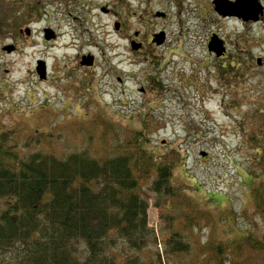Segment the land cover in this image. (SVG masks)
<instances>
[{
	"label": "rangeland",
	"instance_id": "obj_1",
	"mask_svg": "<svg viewBox=\"0 0 264 264\" xmlns=\"http://www.w3.org/2000/svg\"><path fill=\"white\" fill-rule=\"evenodd\" d=\"M113 1L37 0L40 13L28 25L29 35L17 34L10 24L0 31V129L14 126L25 137L28 132L82 123L91 115L131 129L140 128L142 118L146 119L156 128L151 136L160 151L176 148L184 156L173 170L172 182L187 185L192 200L210 217L195 239H239L246 232L243 211L252 208L256 191H264V174L248 173L249 151L238 127L239 118L259 107L264 98V18L247 25L222 18L211 0H124L125 11L129 5L142 9L152 5L167 13L163 22L167 43L135 55L126 37L141 26L133 22L118 34L111 17L98 11L97 2ZM20 5L0 0V17L8 13L16 22ZM44 27L65 32L45 40ZM210 33L227 40L226 58L216 60L207 52ZM6 44L18 47L7 53L1 49ZM235 48L241 62L248 59L250 64L242 83L224 87L216 66ZM87 53L95 58L88 69L79 65ZM256 58L261 62L256 63ZM37 59L46 63V79L35 73ZM152 81L161 86V93L151 90ZM236 87L238 93L232 92ZM230 99L236 103L229 106ZM82 102H88L87 108ZM147 215L159 229L152 207ZM239 264H264V257Z\"/></svg>",
	"mask_w": 264,
	"mask_h": 264
},
{
	"label": "trees",
	"instance_id": "obj_2",
	"mask_svg": "<svg viewBox=\"0 0 264 264\" xmlns=\"http://www.w3.org/2000/svg\"><path fill=\"white\" fill-rule=\"evenodd\" d=\"M238 52L216 66L224 87L242 83L247 72L250 61L242 63ZM259 104L238 121L252 176L264 174V98ZM88 117L25 137L14 126L0 129V264H239L264 257V191L242 213L243 236L199 242L210 217L187 185L172 182L184 160L179 150L160 151L146 119L131 129ZM150 207L159 229L149 223Z\"/></svg>",
	"mask_w": 264,
	"mask_h": 264
},
{
	"label": "flooded vegetation",
	"instance_id": "obj_3",
	"mask_svg": "<svg viewBox=\"0 0 264 264\" xmlns=\"http://www.w3.org/2000/svg\"><path fill=\"white\" fill-rule=\"evenodd\" d=\"M3 1L8 3L9 0H3ZM15 1L17 4H21L20 5L21 7H19L21 9V13L20 11H18L19 15L16 18L17 25L19 23L21 24L24 23L26 24V26H19L18 28L16 25H14L16 22L11 21L12 18L11 17L9 18L8 13H5V14H2V21L3 20L5 21L4 23L5 25L2 26L3 27L2 32H5V30L8 28V25L10 24V26L16 29L17 34H21L23 32V34L26 35L27 32H26V29H24L26 27H28V31L31 33V29L28 25H30V22L37 21L38 20L37 15H39L40 13V9H38L36 6L37 0H15ZM121 1L124 2V0H114L112 3L107 2L106 4L97 2V8L101 14L111 17L110 19L113 25V29L118 34H122L123 29L125 27H128L133 22L138 23L141 26L140 29L134 30L131 36L126 37L127 41L125 43H128L129 47L131 46L132 42L134 44H137V52H135V55L141 54L143 50H145L148 46H153V45L162 46L167 43L168 33L165 30L164 24H163V22L167 18V13L163 9L153 8L152 5H150L149 7H145L144 9H142L140 5H135L134 7L129 5L127 6L129 10L125 11V10H122ZM137 1L141 3V2H148L149 0H137ZM224 1L233 2L235 0H224ZM91 2L93 3V0H91ZM124 4L127 5L125 2ZM211 4L213 7V10L220 17L234 18L240 21V23L244 25H247L249 23H256V22L263 21V18H264V5H263L261 19L257 21H252V20H243L242 18L233 16V15L231 16L221 15L215 10L213 0H211ZM74 18H77V17L75 16ZM46 30H48L47 36H46ZM42 32H43L44 39L49 40V39L58 38L60 36L62 37L65 31L64 32L62 31L63 33L60 35L59 33L61 31H58V30L54 31L50 27H44L42 29ZM158 32H162V35H161L162 41L159 43H157L155 40V34ZM223 40H224V44L226 45L225 46L226 49L221 54V56L216 57L215 54L209 53L210 55L214 56L216 60L226 58L229 54L227 40L226 39H223ZM70 41L64 44V48L68 46ZM15 47H18V46L15 45ZM80 67H83L86 69L92 68V67L85 66V65H80ZM116 80L121 84L123 83V79L120 76H117ZM140 89H143V88L141 87Z\"/></svg>",
	"mask_w": 264,
	"mask_h": 264
},
{
	"label": "water",
	"instance_id": "obj_4",
	"mask_svg": "<svg viewBox=\"0 0 264 264\" xmlns=\"http://www.w3.org/2000/svg\"><path fill=\"white\" fill-rule=\"evenodd\" d=\"M215 10L221 15H235L243 20H257L262 14V6L258 0H235L233 2H226L224 0H213ZM48 35V30H46V36ZM155 40L157 43L162 41L161 32L155 35ZM137 45L132 43V49H136ZM4 49L10 51L12 46H5ZM208 51H213L216 55L222 54L225 50L223 41L216 35L212 34L210 40L207 44ZM257 63L260 62V58L256 59ZM82 64H91L92 56L83 55L80 61ZM36 73L39 78L45 77L46 66L44 61L37 60ZM203 155L204 153L201 152Z\"/></svg>",
	"mask_w": 264,
	"mask_h": 264
},
{
	"label": "bare ground",
	"instance_id": "obj_5",
	"mask_svg": "<svg viewBox=\"0 0 264 264\" xmlns=\"http://www.w3.org/2000/svg\"><path fill=\"white\" fill-rule=\"evenodd\" d=\"M75 17V16H74ZM63 32L61 31L59 34L61 35Z\"/></svg>",
	"mask_w": 264,
	"mask_h": 264
}]
</instances>
